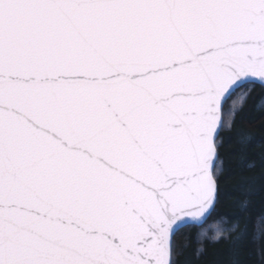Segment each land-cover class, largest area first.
I'll use <instances>...</instances> for the list:
<instances>
[{
  "label": "snow or ice",
  "instance_id": "6c2138e0",
  "mask_svg": "<svg viewBox=\"0 0 264 264\" xmlns=\"http://www.w3.org/2000/svg\"><path fill=\"white\" fill-rule=\"evenodd\" d=\"M254 83L264 0H0V264H174Z\"/></svg>",
  "mask_w": 264,
  "mask_h": 264
},
{
  "label": "trees",
  "instance_id": "16d2710c",
  "mask_svg": "<svg viewBox=\"0 0 264 264\" xmlns=\"http://www.w3.org/2000/svg\"><path fill=\"white\" fill-rule=\"evenodd\" d=\"M247 88L246 104L218 140L223 172L215 210L202 226L176 233L174 264H264V87ZM218 228L226 236L213 241ZM199 232L207 237L198 240Z\"/></svg>",
  "mask_w": 264,
  "mask_h": 264
},
{
  "label": "water",
  "instance_id": "95a60500",
  "mask_svg": "<svg viewBox=\"0 0 264 264\" xmlns=\"http://www.w3.org/2000/svg\"><path fill=\"white\" fill-rule=\"evenodd\" d=\"M254 84H256V85H260V86H262V87H264V85H261L260 83H254ZM221 134V133H220ZM216 195H217V199H218V191H217V193H216ZM217 204V203H216ZM216 206V205H215ZM212 215V213H209V214H207L206 215V217L204 218V219H202L200 222H199V226H202L203 224H205V222L209 219V217ZM176 235V234H175ZM174 235V236H175ZM174 236L172 237V242H173V238H174Z\"/></svg>",
  "mask_w": 264,
  "mask_h": 264
}]
</instances>
